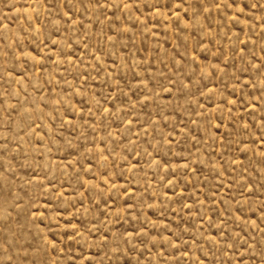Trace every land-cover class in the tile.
Instances as JSON below:
<instances>
[{
	"label": "rangeland",
	"instance_id": "374dc122",
	"mask_svg": "<svg viewBox=\"0 0 264 264\" xmlns=\"http://www.w3.org/2000/svg\"><path fill=\"white\" fill-rule=\"evenodd\" d=\"M0 264H264V0H0Z\"/></svg>",
	"mask_w": 264,
	"mask_h": 264
}]
</instances>
